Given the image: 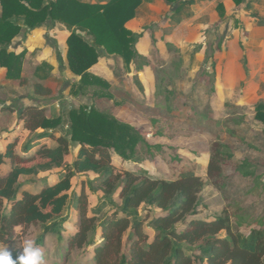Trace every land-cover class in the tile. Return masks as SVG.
<instances>
[{
    "label": "trees",
    "instance_id": "trees-1",
    "mask_svg": "<svg viewBox=\"0 0 264 264\" xmlns=\"http://www.w3.org/2000/svg\"><path fill=\"white\" fill-rule=\"evenodd\" d=\"M163 1L171 6L179 3V0ZM139 4V0H109L104 5L77 0H0V69L5 70L6 79L24 83L23 52H9L12 41L23 29L29 32L49 21L59 23L69 33L67 69L79 78L71 85L69 94L76 98L91 92L97 99L110 100L111 85L89 70L103 56L120 58L126 67L141 58L136 46L142 33H132L125 27ZM176 12H180L179 7ZM152 43L156 53L153 36ZM51 69L43 62L34 70L32 75L38 81L33 85L35 95H52V89L41 85ZM0 111L15 114L22 131L29 135L22 142L15 135L10 140L6 138L0 152V166L8 164V171L0 175L2 245H13L20 238V230L35 221L36 209L42 201L59 212V216L68 200L66 191L70 181L91 173L96 176L89 182L92 191L96 183L97 190L104 195L117 191L122 208L98 221L96 216L88 215L86 198L81 192L76 200L79 220L73 226L75 231L64 238L59 231L56 233L64 245L60 264H264V229L260 223L242 233L233 227L232 215L226 210L209 220L190 219L198 213V194L204 182L192 171L182 172L172 180L146 174L138 166L137 148L154 147L131 125L93 105L72 107L65 116L57 118L49 117L45 107L35 104L18 109L4 106ZM254 113V119L264 126V104L258 103ZM56 132L61 134L56 137ZM44 139L53 145L42 144ZM72 148H77V154L67 163L65 158ZM112 155L121 163H134L136 170L118 171ZM232 157L228 146L214 144L209 153L207 176H221L224 165ZM252 167L248 160H243L235 171L244 178H254ZM54 169L63 172L55 186L33 180ZM52 192L54 197H48ZM143 205L154 212L149 222L152 232L143 228L145 219L131 221ZM53 211L50 214H55ZM73 251L76 258L69 262ZM18 256L17 252L12 253L13 260Z\"/></svg>",
    "mask_w": 264,
    "mask_h": 264
},
{
    "label": "rangeland",
    "instance_id": "rangeland-1",
    "mask_svg": "<svg viewBox=\"0 0 264 264\" xmlns=\"http://www.w3.org/2000/svg\"><path fill=\"white\" fill-rule=\"evenodd\" d=\"M171 13L168 10L152 27L164 26ZM232 16L200 32L190 20L189 28L183 27L182 40L178 37L180 33L175 34V26L174 30L171 26L163 29L171 40H159L158 36L157 55L152 48L144 50L146 56L140 55L141 58L131 62L129 67L120 58L105 56L109 61L97 72L111 85L110 100L97 99L91 92L72 97L69 90L77 79L66 69L59 68V47L42 32L25 36L24 45L18 44L20 39H17L10 50L18 54L23 52L21 74L25 81L8 80L0 73V110L4 106L18 109L35 104L45 107L49 117L57 118L65 116L72 107L93 105L134 127L149 146L159 147L147 150L144 145H139L137 148L138 166L150 177L172 180L182 172L192 171L202 179L204 187L198 194V213L190 219L209 220L226 210L232 215L233 227L239 228L240 232L246 233L257 223L264 229V126L254 119V107L258 103L264 104V59L261 57L264 20L259 23L256 18H251L241 27L232 24ZM235 30L240 33V46L231 36ZM22 35L25 34L20 37ZM34 50L38 51L36 59L31 54ZM59 51L62 56L63 52ZM234 51L240 55L236 67L229 72L228 63L236 60ZM249 51H253L251 58ZM43 60H50L53 65L52 73L47 75L48 81L41 84L48 87L49 83L52 87V95L46 97L35 95L33 90V85L38 83L34 79L37 77L32 75L34 67ZM8 132L6 138L9 140L15 135L22 142L29 136L22 131L15 114L0 111V152L5 145L3 141L7 140L2 136ZM60 134L56 132L55 136ZM41 142L52 145L48 139ZM214 144L228 146L233 157L224 165L221 176L209 178L207 164ZM76 154L77 148H72L66 162L71 163ZM111 159L120 172L136 170L132 162L121 163L115 155ZM243 160L252 164L256 178H244L235 171ZM7 171L8 164L0 166V175ZM61 172L54 169L33 180L54 182L52 185L55 186L63 175ZM95 178L94 174L88 173L70 181L66 191L68 200L59 216V212L42 201L36 209L35 221L20 230L21 236L13 245L0 243V249L7 248L20 255L24 243L31 240L43 252L44 264H60L64 245L58 241L56 233L59 231L64 238L78 223L76 200L81 192L86 198L88 215L96 216L98 221L122 208L117 191L104 195L97 190L98 183L93 185L92 191L89 182ZM48 197H54V193ZM48 215L51 217L46 219ZM153 216L149 206L143 205L131 221L145 219L143 228L152 232L149 222ZM76 255L73 251L69 262H73Z\"/></svg>",
    "mask_w": 264,
    "mask_h": 264
},
{
    "label": "crops",
    "instance_id": "crops-1",
    "mask_svg": "<svg viewBox=\"0 0 264 264\" xmlns=\"http://www.w3.org/2000/svg\"><path fill=\"white\" fill-rule=\"evenodd\" d=\"M77 1L84 3V4L104 5L109 0H77ZM139 1H140V4L135 10V15L133 19L128 21L125 24V27L128 30H130L132 33H135V34L143 33L142 38L139 40L136 46V50L139 55H144V56H146V52H144V50L147 51L149 48H152L153 46L152 36L155 39L156 48H157L156 39L158 38V36H159V40L161 38H164L166 42H169L171 40L170 35H165L164 32H162L163 29L166 30L170 26L171 28L175 26V34L180 33L179 34L180 36L178 37L180 40H182L181 35L183 38V34H182L184 32L183 27L187 25V28H189L190 20L193 22L194 26L198 27L199 32L200 30L205 31V29H207L208 27L221 24L222 19L229 17L231 15H233L232 17H234V19L232 20L233 22L232 24L235 23L236 26H241V27H244V25L248 24V20L251 18H253V20L256 18L255 20H259V23H261L260 21L263 22L264 20V0H179V3L177 5H172V6L165 3L163 0H139ZM177 7L180 8V12H176ZM168 10H171L172 13L170 17H168V20H166V22L164 23V26L152 27L153 25L157 24L162 17H165L164 15L167 14ZM254 12L255 14L253 15L252 13ZM0 13H1V7H0ZM172 30H174V28ZM38 32H42L44 36L49 37V40L56 43L57 47H59L58 56L60 57L59 59H57L58 66L61 70L66 69L68 73H70L69 70L67 69V63H66V49H67L66 39L69 33L64 28V26L59 23H51L49 21L45 24V26L39 29L33 30V31H29V32H26L23 29L21 34H25V35H22V37H20V35L16 37L12 41V45H13V42L17 39H20L18 40V44L20 43V45L21 44L24 45L25 42L23 43V39L25 38V36L36 34ZM239 34L240 33L237 30H235L231 33V36H233L234 41H236V43L238 42V45L240 46L241 44L240 42H242V40ZM245 39H248V38H245ZM12 45L9 48V52H12V50H10L12 49ZM59 50L63 52V55H62L63 58L60 55ZM14 51L15 50H13V52ZM35 51L36 50H34L31 54L33 56H36L34 57L36 59L38 56L37 55L38 51L37 52ZM14 53L18 54L17 52H14ZM233 53L236 55L235 56L236 60L233 59L228 63L229 72H231L232 69H234V66L236 67V64L238 62L237 58L240 55L239 52H236V51H234ZM261 55H262L261 57H263L264 59V51L261 53ZM251 56H253V51H249L248 57L251 58ZM104 57L105 56L101 57L98 63L89 70L94 75H97L103 79L104 77L100 76V74L97 71H100L99 68L102 66L103 63H106V61L107 62L109 61V60H106V58ZM35 59L34 61H36ZM43 62L48 63L52 68L53 65L50 60L49 61L43 60L39 64L35 65L34 70L36 69V67L40 66V64H42ZM52 71L53 70L51 69L49 74H51ZM0 73H3V76L5 78V70L0 69ZM72 76L77 79L76 81L79 80L78 77L74 75ZM47 81L48 79H46L42 83H46ZM48 87L52 89L49 83H48ZM31 105H34V104H31ZM8 135H9L8 133H6L5 136L3 135L2 136L3 139L6 138V136ZM42 144H45V143H42ZM52 145L47 144L48 147ZM46 173H49V172H46ZM42 174H45V173L39 174L38 177H40V175ZM47 183L48 185H52L54 182L48 181ZM75 229L76 228L72 227L71 232H74Z\"/></svg>",
    "mask_w": 264,
    "mask_h": 264
},
{
    "label": "clouds",
    "instance_id": "clouds-1",
    "mask_svg": "<svg viewBox=\"0 0 264 264\" xmlns=\"http://www.w3.org/2000/svg\"><path fill=\"white\" fill-rule=\"evenodd\" d=\"M0 264H44V254L33 241L28 240L16 260H13L12 253L7 248L0 249Z\"/></svg>",
    "mask_w": 264,
    "mask_h": 264
}]
</instances>
